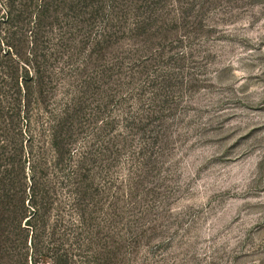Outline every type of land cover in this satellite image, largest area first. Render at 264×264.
I'll return each instance as SVG.
<instances>
[{"label": "rangeland", "instance_id": "obj_1", "mask_svg": "<svg viewBox=\"0 0 264 264\" xmlns=\"http://www.w3.org/2000/svg\"><path fill=\"white\" fill-rule=\"evenodd\" d=\"M29 164L57 198L26 230ZM58 257L264 264V0H0V264Z\"/></svg>", "mask_w": 264, "mask_h": 264}, {"label": "trees", "instance_id": "obj_2", "mask_svg": "<svg viewBox=\"0 0 264 264\" xmlns=\"http://www.w3.org/2000/svg\"><path fill=\"white\" fill-rule=\"evenodd\" d=\"M76 2L82 1L84 3L86 0H75ZM44 7V6H43ZM43 7L40 8L41 12L43 11ZM8 15H11V12H7ZM37 24H38V18H37ZM19 86V84L16 81V88ZM63 119H60L58 121L57 125L53 124L51 125V140H50V146L53 149L55 153V158L53 162V169H59L63 164V158L68 156L66 154L65 145L62 140V126H63ZM29 185L26 184H20V192L18 193V197L12 198L11 193L12 192V184H10V181L8 182L7 179L4 180V188L6 191H4V199L10 200L15 199L18 205V208L20 209V217L22 219V223H24L26 230L29 229H35L33 227V221L34 219L40 217V209H45L46 207H53V201L55 202L57 195L55 193V197H51L53 194V188L49 186L47 183H41L39 181V177H37V173L35 170V166L29 164ZM23 170V169H22ZM72 176V177H71ZM70 176V173L67 175V179H72L74 186L72 188V191L74 193V197L72 199V203L74 204L73 213L75 212L77 221L79 223V229L78 233L76 232V236H84L87 235L85 225H86V219H85V210H83L81 207H83V201L87 193V185L85 182V173L84 170L80 172V174H74L72 173ZM25 177H23L24 179ZM61 183V182H57ZM73 185V184H72ZM52 188V189H51ZM27 191V194L25 192ZM8 195V197H7ZM9 206H12L10 204ZM28 206L31 208V212L28 209ZM11 215V213L9 214ZM78 227V226H76ZM84 231V233H83ZM52 233H55V231ZM35 235V236H34ZM37 237V234L32 231L31 232V238L34 239ZM87 240V239H86ZM87 242V241H86ZM32 243V240H31ZM35 246V245H34ZM78 246V248H77ZM74 245V254L73 257L80 256L77 255L76 252L80 251L83 252V248L81 249V245ZM63 261L60 259V257L57 258L56 264H60Z\"/></svg>", "mask_w": 264, "mask_h": 264}]
</instances>
